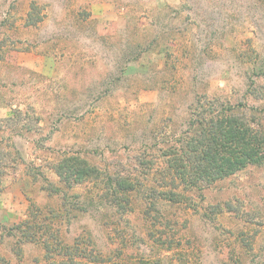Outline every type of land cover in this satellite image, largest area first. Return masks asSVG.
I'll return each mask as SVG.
<instances>
[{
	"label": "rangeland",
	"instance_id": "obj_1",
	"mask_svg": "<svg viewBox=\"0 0 264 264\" xmlns=\"http://www.w3.org/2000/svg\"><path fill=\"white\" fill-rule=\"evenodd\" d=\"M258 71V0H0V256L40 263L3 233L28 219L137 258L181 248L187 264H264V164L201 189L163 176L201 105L264 124V100L246 94ZM76 160L97 179H71ZM107 176L139 184L124 213L93 186ZM151 228L173 247L153 251Z\"/></svg>",
	"mask_w": 264,
	"mask_h": 264
},
{
	"label": "trees",
	"instance_id": "obj_2",
	"mask_svg": "<svg viewBox=\"0 0 264 264\" xmlns=\"http://www.w3.org/2000/svg\"><path fill=\"white\" fill-rule=\"evenodd\" d=\"M258 1L264 2V0ZM255 76L256 78L264 77V72L258 71ZM246 94L262 101L264 85H256L255 80L252 79L247 86ZM211 102L210 105L206 103L207 107L200 106L201 113L197 114L195 120L193 119L194 122L191 123L193 128H189L181 140L184 146L179 149L177 158L172 159L169 167L164 171L163 176L169 177L172 185L179 179L186 189H201L248 166L264 164V124L261 122L263 112H251L252 114L247 117L245 114L236 112L235 108L230 106L224 108L221 104L220 109L215 110L216 100ZM76 162V166L70 170L71 179L82 181L87 176L93 177L92 180L97 179L98 174L95 168L88 167L79 160ZM92 183L95 187L104 185L106 191L103 197L116 207L118 213L125 212L129 205L130 192L139 186L137 184L136 187L135 183L121 178L113 179L110 176L102 182L92 181ZM173 196L171 192L172 199ZM71 198L77 197L73 195ZM90 201H92L91 197ZM71 205L77 210L71 216L76 217L77 213L83 210L82 205L74 199H71ZM92 212L88 211V213ZM148 213L145 212V221L153 227L155 220H146ZM50 218L51 221L56 219L57 214L51 213ZM155 230L151 228L150 233L153 251L167 245L171 249L174 242L172 236L162 239L161 235L160 237L158 235L165 232L156 233ZM3 233L17 250L25 244L40 248L42 258L39 264H187L188 259L181 248L174 254L175 260L171 257L173 254L171 256L162 254L156 257L148 254L137 258L126 252V242L123 249L102 250L89 232L74 236L71 242H67L60 238V232L53 230L51 224L30 222L28 219L8 229L4 228ZM168 239L171 242H167ZM21 251L16 253L19 257L16 259L18 261L16 264H24L20 259ZM0 264H11V262L0 256Z\"/></svg>",
	"mask_w": 264,
	"mask_h": 264
}]
</instances>
